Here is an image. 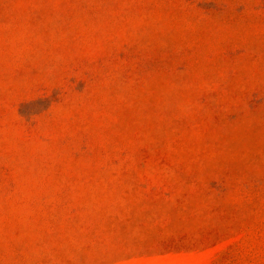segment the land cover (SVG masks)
<instances>
[{
  "label": "rangeland",
  "instance_id": "1",
  "mask_svg": "<svg viewBox=\"0 0 264 264\" xmlns=\"http://www.w3.org/2000/svg\"><path fill=\"white\" fill-rule=\"evenodd\" d=\"M0 264H264V0H0Z\"/></svg>",
  "mask_w": 264,
  "mask_h": 264
}]
</instances>
